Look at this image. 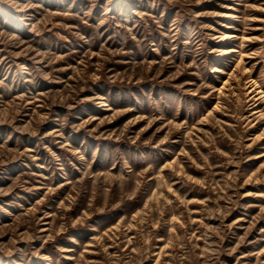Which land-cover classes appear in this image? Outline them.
I'll list each match as a JSON object with an SVG mask.
<instances>
[{"label": "rangeland", "instance_id": "374dc122", "mask_svg": "<svg viewBox=\"0 0 264 264\" xmlns=\"http://www.w3.org/2000/svg\"><path fill=\"white\" fill-rule=\"evenodd\" d=\"M0 264H264V0H0Z\"/></svg>", "mask_w": 264, "mask_h": 264}, {"label": "bare ground", "instance_id": "6f19581e", "mask_svg": "<svg viewBox=\"0 0 264 264\" xmlns=\"http://www.w3.org/2000/svg\"><path fill=\"white\" fill-rule=\"evenodd\" d=\"M228 27V26H227Z\"/></svg>", "mask_w": 264, "mask_h": 264}]
</instances>
